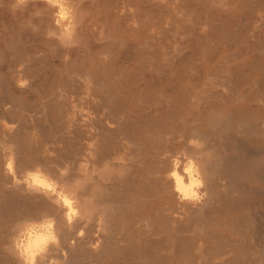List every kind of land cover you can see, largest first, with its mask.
Wrapping results in <instances>:
<instances>
[{"label": "bare ground", "instance_id": "obj_1", "mask_svg": "<svg viewBox=\"0 0 264 264\" xmlns=\"http://www.w3.org/2000/svg\"><path fill=\"white\" fill-rule=\"evenodd\" d=\"M68 1L69 4H67L72 7L69 12L65 10L64 4L66 3L60 0L59 2L57 0H47V2L46 0H28L26 5L17 6L19 8L12 13H17L24 8L32 10L37 17L33 18L34 15L33 17L30 15L31 18L44 23L42 31L47 33L46 35L50 33L55 36V40L52 38L54 41L61 40L65 42L64 44L71 43L76 38L75 15L78 13L76 12L79 7L78 1L81 2V0H77L78 3L76 0ZM70 1H72L71 4ZM235 1L249 20L250 17L254 18L255 22L264 20V0ZM8 2L7 6L10 4L12 8L16 5V0ZM213 2L216 3L215 0ZM117 7L116 11H122L121 8L124 6L119 4ZM168 8L169 6L166 9ZM217 8L218 6L213 8V15L218 13ZM128 11L129 14L132 10ZM129 16L126 17L131 18ZM120 17L122 18V15ZM215 19L210 21L214 28L226 27L227 29L231 26V30L235 28L234 35H230L232 37L229 39L242 42L241 51L238 53L241 57L246 56L243 60H239L241 62L234 64L235 66L226 67V74L223 73L225 76L221 79L209 78V76L203 79L186 76L173 77V75L153 76L138 73L137 68L131 69L127 75H121L124 66L120 64L122 61L118 62L120 51L112 48V42L101 43L98 51L99 53L102 50L108 52L109 60H96L98 62H94L96 64L92 68L94 74L89 71L90 69L88 70L90 73L78 72L82 69L78 67L82 63L75 61L74 52L71 50L66 52L73 57H70L69 61L62 60L65 58L63 54L64 57L59 67L60 69L65 67L71 69L72 65H75L70 74L62 77L64 74L61 76L57 70H48L49 74L53 75L51 79L57 80L58 86L55 85L57 90L53 93L54 96L57 95V98H61V100L58 99V103L62 102L63 96L73 94V97L71 96L74 99L73 104H70L68 100L66 106L60 103L63 104L62 108L65 107L61 111L56 100H52L55 97L46 99L47 101L44 99L45 102L42 97L40 99L43 102L34 101L28 105L22 99L23 96L16 93L15 79L29 81L34 71V58V63L30 67L24 59L18 63L15 59V63L8 64L6 72L0 69V78L4 77L6 80L5 88L0 96V106L4 110L13 108V106L15 109L16 102L14 101L18 99L16 104L21 103L22 112L25 110L23 116L21 115L22 120L20 117L15 119L16 125L21 126L29 121L24 122V119L27 115L26 111H31L27 109L30 106H34L35 110L40 109L38 112L42 111L48 118L53 117L54 119L52 120L53 125L51 124L48 131H45V136L50 135L51 139L47 138L52 142L47 146L43 144L42 147L38 146L40 141L37 146L36 144H18L14 139L15 135L10 134L11 131L6 130L4 137H2L3 133L1 134L0 264H22L13 246L17 223L19 221L40 222L44 217L55 219L61 249L67 253V258L64 260V257L59 255L61 249L53 247L49 258L55 256L64 260V264H264V124L252 126L253 124L242 121L245 115H255L254 113L262 111L264 106L241 107L234 102L229 106L226 102L230 99L232 101L233 95L245 101L260 98V88L264 85V46H261L264 34L262 36L259 34L264 33V27L256 31L257 36L253 34L258 39L252 41L249 37V30L244 27L245 23H241L245 29L243 27L238 29L239 24L238 26L233 24L230 15H227L222 22L217 20V23ZM21 20L23 21L22 18ZM168 22L173 24L171 21ZM206 23L208 24L207 20ZM263 23L264 21L257 27L263 26ZM36 25L38 27V24ZM181 39L179 38L180 42ZM108 47L110 49L106 51ZM255 49L258 52L251 53ZM168 52L170 54V51ZM172 53L175 52L172 50ZM76 54L74 53L75 56ZM101 54L103 56V53ZM169 54H166V57ZM29 57L31 59V56ZM44 57L43 55V59ZM45 60L43 61L46 62ZM9 61L6 60V62ZM50 65L49 67L53 66ZM40 67L41 64L38 68ZM100 70L104 74H99ZM43 73L48 74L47 71ZM46 74L43 75L47 77ZM109 74L111 76H108ZM249 81H253L256 86V93L255 91L247 92L244 89L239 90L244 83ZM203 84L207 89L202 92L203 89L198 90V87ZM78 86L81 87L82 94L76 91L75 88ZM236 93L239 95H235ZM137 96L140 97L137 98ZM8 103L11 105L5 107ZM224 105H227L225 110L222 108ZM15 110L18 111L19 108ZM30 111L28 113L31 114ZM41 116L43 118V115ZM4 117L7 119V116ZM12 118L6 121L9 123L14 120ZM39 122L42 121L39 120L38 124L35 122L37 126L35 128H39L41 132L42 125ZM27 124V126L24 125L26 128L29 127V122ZM202 125H207L208 128L201 129ZM18 130L20 129H16V132H19ZM135 130L140 131L134 133ZM256 131L258 133H255ZM190 139L196 142L195 146L189 147ZM185 145L187 147L185 153L187 157L195 159L204 184L203 189L197 190L198 199H187L184 195V191L191 183L188 174L184 171L186 156L179 154L180 148H184ZM201 145H205V148L202 149ZM22 146L26 149L25 152L20 150ZM101 148H103L102 152H100ZM82 150H86L89 156L96 157L97 155L94 154L96 152L100 154L98 158L91 157L94 160L93 164H90V160L89 163L84 160L86 162L84 163L81 157L86 154L84 155ZM80 151H82V156ZM51 152H56V154L53 155ZM71 159L76 160L77 163L71 164L73 163ZM94 164L100 166L95 165L98 171L95 170ZM93 167L95 168L92 169ZM27 170L33 172L26 174ZM93 171L97 173L94 174ZM242 174L249 176L241 178ZM98 178L105 180L106 184L101 186ZM69 209L75 210L85 219H92V224L87 226L82 237L77 236V232L83 227L82 223H75L71 230L66 225L65 214ZM126 212L132 213V220H125L121 226L112 224L111 220L114 217H123ZM226 214H230V217H224ZM128 240L135 242L138 248L140 246L145 248L143 257H138L140 260L143 259L142 263L135 261L138 258L133 263L125 261V253L128 251L123 253V250L128 244L124 246L123 242ZM71 241H75L74 245L70 244ZM136 246L135 250L130 249L129 252L132 250L139 253ZM134 252L131 253L135 254ZM131 253L129 254L130 260L133 255ZM121 255L125 256L122 262ZM107 257L109 258L107 262L102 260Z\"/></svg>", "mask_w": 264, "mask_h": 264}, {"label": "rangeland", "instance_id": "obj_2", "mask_svg": "<svg viewBox=\"0 0 264 264\" xmlns=\"http://www.w3.org/2000/svg\"><path fill=\"white\" fill-rule=\"evenodd\" d=\"M8 1L9 0H0V46H1L0 47V66L2 67V68L0 67V69L2 71H5V70L7 71L8 64L9 63L13 64V63L16 62V60H17L16 63H18L20 61H23V59H24L25 63L27 65H29V67H30V65H32L35 62L34 63L35 65L33 64L34 71L32 69H30L31 71H33L32 72L33 74H31L30 77H29V81L30 82L26 81V79H21V80H18V79L16 80L15 79V83H14V86L17 83V85L15 86L16 93H18L19 95H22L23 96L22 99H24L28 105H31L32 102H34V101H37L38 103H41V101L42 100L44 101V99H45V101H47L48 99L54 98V97L56 99L54 98L52 100H56V103H58V101L61 100L60 97H58V98L56 97L57 95L54 96L55 94L53 93V91L57 90L58 84H57V80L56 79L54 81L51 79V78H53V75L49 74L48 70L49 71H52V70L56 71L57 70L58 74H60L61 76L63 74L65 75V76L63 75L62 77H66L68 75V73L70 74V72L73 71L75 65H72L71 69H69L68 67H65L63 69L59 68L61 59L64 56H68L69 58L70 57L72 58L74 56V59L76 58V60H75L76 62L78 61L79 64H81V63L84 64V65L81 64L80 66H78V67L82 68L80 70L78 69L79 70V71L77 70L78 72L90 73L89 71H91V73L94 74L92 72V68L96 64L94 62H98L100 60H107V59L109 60V55L110 54L108 52H104L102 50L103 52L101 51L99 53V51H98L99 46L102 45L101 43H111L112 42L113 43V44L111 43L112 48L115 49V50L120 51L121 55L119 54L118 62L122 61V62H120V64L122 63V65L124 66L121 75H127L131 71V69L135 70V68H137L136 70L138 71V73H141V74L145 73V74L153 75V76H171V75H173V77H175V76L176 77H178V76L179 77L180 76L185 77L186 76L187 78H191L192 77V78H196V79H197V77H198V79H203L204 77L206 78L207 76H209V78H214V79L215 78H220L221 79L222 77L225 76L224 74H226V69L230 68L229 67L230 65H231V67L235 66L236 63L241 62L239 60H243L244 58H246V56H242L243 57L242 58L241 55L239 56V53H238L239 51H241V47L243 45V44H241L242 42L240 43V41L236 42L235 40L233 41V39H231V40L229 39L230 37H232L230 35H234L233 34V31H235L234 27L232 28V30H231L232 26L228 27L227 29H226V27L214 28L213 26H211L210 21H214L213 19L216 18L215 21L217 23H218V21L222 22L224 20V18H226L227 15H230L232 17V19H233V24H237V26H238V24H239V26L241 25V27H239V26L237 27L238 29L242 28L245 25L244 27L246 28V30L247 29L249 30V37H250V39L252 38L251 39L252 41L258 39L257 37L254 36V35H256V31H258L260 28L264 27V23H263V26L259 25V28L257 27L258 24H260L264 20H262L261 22H259V21L255 22V20L253 21L254 18L251 19V17H250V20H249V17H247V15L244 13V11H241L240 7L238 6V3H236L235 0H230V2H228L229 0H226V1L225 0H222V1L218 0V3H217V0H215L216 3L213 2L214 0L213 1L212 0L211 1L210 0H198V1L197 0H195V1L194 0H192V1L191 0H186L187 2L185 0H174V1L173 0L172 1H168V0H154V1L153 0H150V1L149 0L148 1L147 0H141V1L140 0H131V2H129V0L128 1L127 0H81V2L78 1L79 2V4H78L79 7H77L78 10L76 9V12L78 11V13H76V15H75V20H77L76 24L78 25L77 26L75 24L76 25L75 26V28H76L75 29L76 30V38H75V40L73 42H71V43H75L77 45V47L74 48V50H76V52H75L73 49H68L66 47L60 46L61 45V43H60L61 40L60 41L56 40L57 42L54 41L56 39V37L52 36V34L49 33L48 35H46L47 33L45 34V32L42 31V30H44L43 29L44 28V26H43L44 23L42 21L38 22L36 19H33V18H36L37 16H36V14H34L32 12V10L24 8V10L21 9V11H17V13H12L11 9H13V8H12V6L10 7V4L7 6V4L9 3ZM57 1L59 2V0H57ZM62 1L66 3V4H64V6L66 8L65 10H67L69 12V9L71 10V8H72V7H70L68 5L69 1L68 0L67 1L60 0V2H62ZM72 1H74V0H72ZM72 1H70V4H71ZM118 1H119V3H118ZM122 1L126 2V3H123ZM137 1L139 2V4H138ZM143 1H144V4H143ZM76 2H77V0H76ZM127 2L129 4H127ZM159 2H161V3H159ZM165 2H166V4H165ZM154 3H155V5H154ZM119 4H123V6H124V7L121 8V10L123 9L122 11L118 10V11H120V13L118 11H116L118 9L117 5L119 6ZM148 4H150V5H148ZM159 4H161V5H159ZM185 4H186V6H185ZM213 4L215 6H218V8L216 9L218 11V13H216L214 15L212 14L214 12L213 8L215 7ZM221 4H222V6H221ZM133 5L136 6V8ZM137 5H140V6H137ZM162 5H164V6H162ZM125 6H126V8H125ZM167 6H169L168 9H166ZM17 8H19V7H17ZM209 9H211V11ZM128 10H132L129 13L130 16L128 14V12H129ZM29 11H31V12H29ZM124 11H126V12L121 14V12H124ZM114 12H116V13H114ZM133 13H135V14H133ZM167 13H171V14H167ZM210 13H211V15H210ZM13 14H15L17 17L15 15H13ZM30 15L31 16L34 15V17L32 16L33 18H31ZM121 15H122V18L120 17ZM124 15H125V17L129 16L131 18H127V17L125 18ZM132 15H134V16H132ZM162 15H164V16H162ZM168 15H170L169 16L170 18L168 17ZM117 16H118V18H117ZM212 16L213 17L215 16V17L211 18ZM21 18L23 19V21L21 20ZM134 19H136V20H134ZM263 19H264V17H263ZM98 20H100V22ZM206 20H207L208 24L206 23ZM247 20H248V22H247ZM31 21H33V22H31ZM39 21H40V19H39ZM168 21H171L173 24H171ZM92 22H93V24H92ZM149 22H150V24H149ZM35 23L38 24V27H36L37 25ZM96 23H98V25ZM168 23H170L171 25L168 24ZM241 23H243V24L245 23V24L243 25ZM155 24H156V26H155ZM172 25H173V27H172ZM103 26H104V28H103ZM163 26H165V27H163ZM169 28H171V29H169ZM102 29H103L104 32L102 31ZM28 30L29 31L32 30V31L29 32ZM253 31H255V32H253ZM163 32H164V34H163ZM209 33H210V35H209ZM263 34L264 33L261 32L259 34V36H262ZM35 35H37V36H35ZM95 35H98V36L95 37ZM39 36H41V37L39 38ZM42 36H43V38H42ZM178 37L180 39L182 38L181 42L179 41ZM52 38H54V40H52ZM201 39H203V40H201ZM190 40H192V41H190ZM7 42H8V44H7ZM9 42H11L12 44L9 43ZM69 43L67 42L65 45H67ZM174 44H175V46H174ZM176 45H178V46H176ZM180 46H181V49H180ZM261 46H264V41H262ZM145 47H147V48H145ZM168 47H170V48H168ZM175 47H179V48L176 49ZM167 48H168V50H167ZM32 49H34V50H32ZM108 49H110V48L108 47L106 49V51H108ZM5 50H6V52H5ZM27 50H28V52H30V50H32V51L30 53H28ZM40 50H41V52H40ZM53 50H55V51H53ZM57 50H58V53H56ZM69 50H71L74 53H77L76 56L74 55V53H73V56L68 54L66 51H69ZM172 50L175 53H172ZM10 51H12V53ZM168 51H170V54H169ZM25 52H27V53H25ZM255 52H258V50L255 49L251 53H255ZM19 53L22 54V55H20ZM31 53H32L33 57L31 55ZM34 53L39 54L38 56L39 57L41 56V57L40 58L37 57V54H34ZM85 53H86V55H85ZM101 53H103V56H102ZM223 53H226V54L223 55ZM233 53H234L235 56L233 55ZM27 54H28V56H27ZM42 54L45 56L44 59H43V55ZM53 54H54V56H53ZM63 54H64V56H62ZM166 54H169V55H167V57H166ZM221 55H223L224 57L223 56L221 57ZM19 56H21V57H19ZM29 56H31V59H30ZM26 57H27V59H26ZM136 57H138V58H136ZM33 58L35 60L34 62H33ZM69 58L68 59L64 58L62 60H68L69 61L70 60ZM141 58H143V59H141ZM165 58H166V60H165ZM42 59L43 60L46 59L45 60L46 62H44ZM6 60L7 61L10 60V61L6 62ZM38 60H39V62H38ZM47 60H49V61H47ZM96 60H98V61H96ZM41 61L43 63H41ZM51 61H52L51 65H53V66L50 65ZM2 62L5 65H3ZM27 62H29V63L31 62V63L29 64ZM56 63H57V67H55ZM92 63H93V65L91 66ZM40 64H41V67H40L41 69L38 68V66H40ZM49 65L51 67H49ZM151 65H153V66H151ZM192 65H193V68H192ZM218 65L219 66L221 65V66L219 67ZM3 67L5 69H3ZM83 67H84V69H83ZM89 67H91V68H89ZM152 67H154V68H152ZM35 69H38V70L36 71ZM41 70H42V72H41ZM66 70H67V72H66ZM46 71H47L48 74L43 73V72H46ZM149 71H151V72H149ZM158 71H160V72H158ZM62 72H64V73H62ZM35 73L37 74V76H35L36 75ZM40 73L42 74L41 76L38 75ZM98 73L99 74H104L101 70ZM43 74H46L47 77H45V75H43ZM108 76H111V74H109ZM210 76H212V77H210ZM39 77H40V79H39ZM45 80H47V81L45 82ZM50 81H51V83H50ZM77 81H79V80H77ZM2 82H3V84H2ZM5 82H6V80H5L4 77L0 78V83H1V85H0V89H1L0 90V96H1V94L3 92L2 91L3 88H5V86H4V85H6ZM36 82H37V84H35ZM25 83H26V85H25ZM78 83H80V82H78ZM36 85L41 86V87H38ZM55 85H57V86L55 87ZM46 86L47 87L49 86V87L47 88ZM54 87H55V89H54ZM79 87L80 86H78L75 89H76V91H80V93H81L82 89H81V87L80 88ZM255 87L256 86L253 84V81H249L247 83H244L243 86L239 88V90L242 91L244 89V90H247V92L248 91H251V92L255 91L254 93H256ZM45 89H47V90H45ZM77 89H79V90H77ZM199 89L200 90L203 89L202 90V92H203L204 89L206 90L207 88H206L205 84H203V86L201 85V86L198 87V90ZM260 89H261V96H260L259 99L256 98V99L246 100L245 101V100H243L241 98L238 99V97L233 95L234 97L232 96V101H230L231 100L230 99V100H228L226 102L229 103V106H231L233 104V102H234V104H236V105L238 104L241 107H261V105L264 106V101H263V98H264V85H262V88H260ZM17 91H19V92H17ZM50 91H52V92H50ZM41 93H42V95H41ZM44 94H45V97H44ZM199 94H201V93H199ZM47 95H48V97H46ZM72 95L73 94H70V95L68 94L67 96H63L62 97L63 98L62 102L60 101L58 103L59 105L57 104L59 106L60 110L65 108V107L62 108L61 106H63V104H64V106H66V101L67 100H68V102L70 104H73V102H74L73 100L74 99H72V97H73ZM235 95L238 96L239 93H236ZM139 97L140 96H137V98H139ZM40 98H42V100ZM193 99H195V98H193ZM69 100H71V101H69ZM17 101H18V99H15L14 102L18 103ZM28 101H30V102H28ZM16 103L14 105L16 106L15 109L19 108L18 111H16L14 109L13 105H12L13 108L11 107L13 110L11 108H9V109L5 108V110H4V108H2L0 106V113H1L0 114L1 115V117H0V139L2 137L6 136L5 131L7 130L9 132L11 131L10 132L11 135H15L14 139L17 141L18 144H21V143L22 144H27V145L28 144H31V145H35L36 144V146H37L39 141L41 143L38 146H41V147H42V144L44 146L45 145L47 146L48 144H52V142H50L51 141L50 140L51 139L50 135L47 136V137L50 138V139H48L45 136V133L48 131L50 125L51 124L53 125V122H52V120L54 121V119H52L53 117L51 118L49 116L51 118L50 119V118H48V116L45 115L44 112H42V111L38 112V110H40V109L35 110V108H33L34 106L33 107L30 106L27 109H31V111L26 109L27 110L26 111L27 115H26V118L24 119V122L26 120H29V121H26L25 123L21 124V126H20V124L19 125L17 124L18 125L17 126L16 122H15V119H18L20 117L21 120H22L21 115L23 116V112L25 110H23V112H22L21 103H19V104H16ZM60 103H63V104L61 105ZM202 103H200V104H202ZM10 105L11 104L8 103V104L5 105V107L6 106L9 107ZM222 108L225 110L227 108V105H224ZM32 110H34V112H36V113H34ZM1 111L3 112V114H2ZM7 111H9V113ZM28 111H30L31 114L28 113ZM83 111H84V109H83ZM15 112H17V113H15ZM32 112H33V114H32ZM263 112H264V109L262 111H260V112L254 113L255 115L247 114V115H245V117L242 118L243 119L242 121H246L247 123H251V125L253 124L252 126H257V125L260 126V124L263 125L264 124V121H263L264 120V114H263ZM32 115H33V117H32ZM41 115H43V118H41L42 117ZM4 116H7V119H9V118L11 119L13 117L12 118V119H14V120H12L13 122L11 121V122L8 123V121H6L7 119ZM28 116H30V117H28ZM3 117H4V119H3ZM35 117H36L35 120L42 121V122H39V124L42 125V127L40 125L41 132H40L39 128H35V127H37L35 124L36 123L38 124V121L34 120ZM28 118H30V119H28ZM39 118H41L42 120L39 119ZM28 122H29V127L26 128L24 125L27 126ZM178 122H181V120H178ZM1 124H3V125L1 126ZM11 126H13V127H11ZM15 126H17V128ZM111 126H114V125H111ZM14 127L16 129H20V130H18L19 132H16V129ZM200 128L201 129L202 128L206 129V128H208V126L207 125H202ZM26 130H27V132H26ZM231 130L235 131V129H233V128ZM139 131L140 130H135L134 133H138ZM255 133H258V132L256 131ZM1 134H2V137H1ZM18 138L20 140H18ZM21 140H22V142H20ZM79 146H81V144ZM20 150L21 151L23 150L25 152L26 149L22 146ZM102 150H103V148H101L100 152H102ZM82 151H83L84 155L85 154L88 155V152H85L86 150H82ZM82 151H80L81 152L80 153L81 156H82ZM186 151H187V147L185 145L184 148L183 147L180 148L179 154L187 156V153H185ZM51 153L53 155L56 154V152H54V153L51 152ZM94 154H96L97 156L96 155H95L96 157H94L93 155H90V156L89 155L88 156L85 155L84 157L83 156L81 157L80 155L79 156L81 157V160L83 159L82 161L84 163H86L85 161H87V163H89V160H90V164H93L94 160H92V158L93 157L94 158H98L100 153L98 154V152H96ZM85 157H87V158H85ZM78 159L80 160V158H78ZM71 161H73V160L71 159ZM74 162H75V164L77 163L76 160H74L73 163L71 162V164H74ZM90 164H88V165H90ZM100 164H101V161H100ZM100 164L98 163V165H100ZM95 165L96 164H94L93 166H95ZM98 165H96V166H98ZM73 166L74 165H72V167ZM100 166H98V167H100ZM95 167H93L92 169H94ZM96 169H97V167L95 168V170ZM28 171L29 170H27L26 174H29V173L33 172L32 170L29 171V172ZM96 171H98V170H96ZM96 171H95V173H97ZM93 173H94V171H93ZM248 176L249 175L242 174L241 178H243V177L244 178H248ZM99 183H100L101 186L106 184L105 180H103L102 178H101V180L99 179ZM224 217H230V214H226ZM132 218H133L132 213L126 212V214L123 217H114L113 220H111V222L114 225L119 226V224H120V226H121L122 222H124L125 220H132ZM125 242H127V243H125ZM125 242H123V245L125 246L126 244H128V246H126L125 249L123 248L124 249L123 253H125L126 250L128 252H129L130 249L133 250L134 247L136 246V243L135 242H131L130 240L125 241ZM128 242H130V243H128ZM132 244H133V246H132ZM132 250H131V252H134ZM136 250L140 251V252L139 253L138 252H136V253L134 252L135 254H133L131 252H129V253L127 252L128 255H127V253H125L126 254V258H124V259H125V261L127 260L126 262L133 263L134 260L137 259L139 256L143 257L142 254H143L145 248L140 246L139 248L137 247ZM130 253L133 254V255H131V260H130V257H129ZM122 255H121L122 258L120 259L121 262L123 260V257H125V256H122ZM133 256H134V258H133ZM128 258H129V260H128ZM132 258H133V260H132ZM102 260L107 262L109 260V258L107 257V258H104ZM135 261H139V262L142 263L143 259L141 258V260H140L138 258V260H135Z\"/></svg>", "mask_w": 264, "mask_h": 264}, {"label": "clouds", "instance_id": "obj_3", "mask_svg": "<svg viewBox=\"0 0 264 264\" xmlns=\"http://www.w3.org/2000/svg\"><path fill=\"white\" fill-rule=\"evenodd\" d=\"M28 0H16L12 11L17 10V6L26 5ZM47 2V0H46ZM62 47L72 49L77 47L75 43H69L67 45L61 42ZM65 56V59H68ZM194 140H189V147L195 146ZM202 149L205 145H201ZM186 164L184 171L188 174L191 183L186 191H184L185 198L198 199L199 189H203L204 184L202 181L201 172L199 171L194 158L185 157ZM183 191V190H182ZM47 198V197H46ZM66 225L71 230L75 223H82L83 227L77 232L78 237H82L85 234V229L88 225L92 224V219H85L79 216L75 210L69 209L65 214ZM23 225V227H20ZM56 221L52 217H44L40 222L35 221H19L16 226V234L13 238V246L22 260V264H64V260L67 258L66 251L61 249L60 236L56 231ZM75 241H71L70 244L74 245ZM61 249L59 255L64 257V260L58 259L55 256L49 258V253L52 248Z\"/></svg>", "mask_w": 264, "mask_h": 264}]
</instances>
